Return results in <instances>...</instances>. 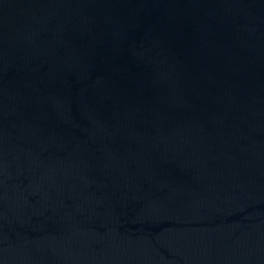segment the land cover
<instances>
[{
  "label": "water",
  "instance_id": "obj_1",
  "mask_svg": "<svg viewBox=\"0 0 264 264\" xmlns=\"http://www.w3.org/2000/svg\"><path fill=\"white\" fill-rule=\"evenodd\" d=\"M0 264H264V0H0Z\"/></svg>",
  "mask_w": 264,
  "mask_h": 264
}]
</instances>
